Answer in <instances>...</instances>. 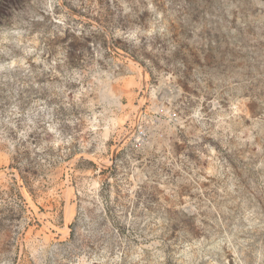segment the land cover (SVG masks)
I'll return each instance as SVG.
<instances>
[{"label": "rangeland", "instance_id": "374dc122", "mask_svg": "<svg viewBox=\"0 0 264 264\" xmlns=\"http://www.w3.org/2000/svg\"><path fill=\"white\" fill-rule=\"evenodd\" d=\"M0 264H264V0H0Z\"/></svg>", "mask_w": 264, "mask_h": 264}]
</instances>
